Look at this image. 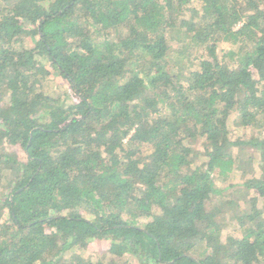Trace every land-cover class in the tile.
<instances>
[{"label": "trees", "instance_id": "16d2710c", "mask_svg": "<svg viewBox=\"0 0 264 264\" xmlns=\"http://www.w3.org/2000/svg\"><path fill=\"white\" fill-rule=\"evenodd\" d=\"M0 264H264V0H0Z\"/></svg>", "mask_w": 264, "mask_h": 264}, {"label": "rangeland", "instance_id": "374dc122", "mask_svg": "<svg viewBox=\"0 0 264 264\" xmlns=\"http://www.w3.org/2000/svg\"><path fill=\"white\" fill-rule=\"evenodd\" d=\"M47 1H50V0H47ZM26 43L27 44H33V40L30 38V37H27L26 38ZM56 84V83H55ZM228 130H231V133L237 135V136H241V130L240 129H236L234 126H232L231 124H228ZM245 152H246V155H249L250 151L249 149H245ZM242 163L244 162V158L241 159ZM245 165H242L241 168H242V172L244 171V167ZM258 174H256L255 176H257ZM253 176V175H252ZM246 196L248 194H251L253 195V192L251 190H249L248 192L245 191L244 193ZM254 196V195H253ZM252 197V196H251ZM210 208L214 211H218L219 210V207L217 206V204H210ZM220 220H222V228H223V231L220 235L221 239H223L226 235V233L230 230H232L233 228H235V223L234 221L231 220L229 214L227 213V210L222 214L220 215ZM258 221V220H257ZM139 225H143L142 223H140ZM109 246V241L107 240H100L98 238H91L89 240V244L87 245V249H86V255H88L89 258H93V256H101L103 251H105Z\"/></svg>", "mask_w": 264, "mask_h": 264}]
</instances>
